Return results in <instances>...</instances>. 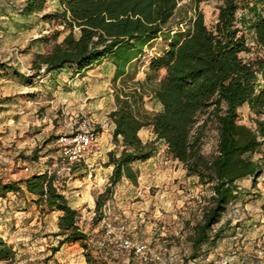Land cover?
Masks as SVG:
<instances>
[{
  "label": "rangeland",
  "instance_id": "1",
  "mask_svg": "<svg viewBox=\"0 0 264 264\" xmlns=\"http://www.w3.org/2000/svg\"><path fill=\"white\" fill-rule=\"evenodd\" d=\"M25 2L0 0V49H4L0 52V124L5 125L0 132V158H3L0 159V181H19L42 171V166H49L54 171L58 155L57 138L73 132L86 120L97 133V149L88 153L85 162L74 167L71 172L57 175L56 185L64 195L67 193L65 196L70 205L78 203L79 198L74 193L88 191L93 197L94 207L85 201L74 208L79 212V227L89 236L91 248H106L103 255L111 264H124L125 260L128 264H145L132 253L121 252L115 246L106 244L103 219L108 217L117 233L126 234L134 243L148 245L166 264H218L225 258H228L229 264H264V258L259 256L260 252H264V174L255 186L251 180L238 183L242 188L241 195L228 205L219 223L210 232L214 239L215 233L221 229L220 237L216 242L211 240L204 243L197 257L193 258L196 228L211 204L214 190L211 184H202L198 177L189 176L184 164L173 159L167 146L156 140L151 127L143 128L139 137L145 143L155 142L157 152L147 161L134 164L138 172L137 183L123 178L104 199L101 210L97 208L101 195L111 186L109 182L114 170V166L109 164V152L117 149L112 143L114 124L110 119L111 112L116 109V92L144 82L151 62L162 55L168 44L163 38L152 41L131 64L127 73L117 80H114L116 67L109 59L83 75L73 76L72 70L53 76L45 73L44 67L40 71L34 68L36 55L50 52L56 43L52 41L54 35L57 34V42L60 43L69 31L56 20L44 18L59 10L55 3L48 1L43 12L26 17L21 14ZM222 2L213 0L197 4L193 0L182 1L168 28L188 30L198 10L204 14L206 25L214 29ZM250 3L264 12V0H249ZM249 4H244V1L240 3L239 18L245 15L249 17L245 8ZM246 37L251 51L243 53L242 58L252 61L263 56L254 35L246 31ZM164 74L161 71L157 81ZM259 76L264 87V71H260ZM154 85L146 86L144 103L145 109L151 114L162 109L152 94ZM24 88L34 90H20ZM61 99L68 102L58 103ZM81 103L84 105L83 110L75 116V122L69 128L73 116L71 111L66 113V109L75 110ZM239 112L241 124L255 127L257 116L247 105L240 108ZM205 118L202 117L199 124ZM9 120L13 125L26 123L27 130L21 135V128L16 127L12 138L13 128L7 126ZM29 141H34L35 147H30ZM21 144L25 147L20 148ZM217 144L218 132L209 123L205 128L202 146L206 158L217 155ZM262 157L264 147L254 155V159L260 160ZM26 168L29 172H26ZM109 168H112L111 172H108ZM98 179L106 180L99 188L95 186ZM86 182L94 186L88 189ZM14 195L10 193L6 198L0 197V207L3 208V212H0V228H3L0 236L15 247L21 264H87L80 243L64 245L48 263L45 262L52 255L51 248L58 245L59 238L54 236L58 230H50L58 229V220L55 214L47 220L40 216L37 223L24 226L26 221H19L13 212L14 207L9 204V200H15ZM169 200L171 210L163 206ZM89 215L91 219H88ZM17 233L30 236L31 239L27 244L23 241L13 242ZM33 246L43 251H34ZM174 247L179 249L176 259L172 258L171 250ZM219 249H223L222 255L218 253ZM213 255L215 260L210 261L208 258Z\"/></svg>",
  "mask_w": 264,
  "mask_h": 264
},
{
  "label": "trees",
  "instance_id": "2",
  "mask_svg": "<svg viewBox=\"0 0 264 264\" xmlns=\"http://www.w3.org/2000/svg\"><path fill=\"white\" fill-rule=\"evenodd\" d=\"M50 0H26L21 14L29 17L44 11ZM59 10L45 15L68 30L62 42L56 41L47 54H37L34 68L56 76L73 72L83 75L105 59L116 67L114 80L123 77L131 64L152 41L163 38L167 49L150 64L144 82L116 92V109L110 119L115 125L109 152L114 166L110 187L97 202L101 210L104 199L123 178L137 183V162H145L157 152L155 142H143L139 132L151 127L157 141L167 146L173 159L186 167L189 176L202 184H211L214 196L193 239V258L200 247L214 239L210 236L228 205L242 193L239 182L251 180L254 186L264 174V157L254 155L264 147V87L259 72L264 71V55L245 61L243 53L251 48L246 31L254 35L264 53V12L249 0H223L218 20L210 29L204 14L196 10L188 30L168 28L178 5L185 0H57ZM195 3L213 0H193ZM249 17H238L240 3ZM47 40V39H45ZM0 68L1 65H0ZM165 74L158 80L159 73ZM160 103V112L151 114L145 107L146 86ZM247 105L257 116L255 127L239 121L240 108ZM202 117H206L199 124ZM263 118L262 120L259 118ZM211 123L218 132L217 155L208 159L202 153L205 128ZM119 150V154H117ZM57 175L34 174L19 181H0V197L28 193L38 207L61 212L58 220V245L51 248L48 263L64 245L80 243L87 264H111L106 248L93 249L89 236L79 227V212L70 206L56 185ZM105 246H107L105 244ZM0 264H21L15 247L0 236Z\"/></svg>",
  "mask_w": 264,
  "mask_h": 264
},
{
  "label": "built area",
  "instance_id": "3",
  "mask_svg": "<svg viewBox=\"0 0 264 264\" xmlns=\"http://www.w3.org/2000/svg\"><path fill=\"white\" fill-rule=\"evenodd\" d=\"M90 126V123L85 120L73 132L61 135L57 138L56 146L58 148V155L56 157V169L54 171H48L50 175H59L62 170L71 172L74 167L85 162V158L88 153L97 149V133L91 129ZM84 128H87L88 130L85 131ZM80 137H83V139H78ZM85 140L87 143H85ZM78 148L80 151L77 153L76 150ZM73 155L77 157L76 160L72 159ZM25 170L26 172H29L28 168ZM103 227L107 245H113L121 252L132 253L133 255L139 257L145 264H160L159 260L153 258V251L148 247V245L143 243H134L130 237L122 232L117 233V231H110V229H116L110 218L105 217L103 219ZM118 236L120 239H117ZM124 241H128L129 244L133 246L125 247ZM141 248L143 249V252L140 251Z\"/></svg>",
  "mask_w": 264,
  "mask_h": 264
},
{
  "label": "clouds",
  "instance_id": "4",
  "mask_svg": "<svg viewBox=\"0 0 264 264\" xmlns=\"http://www.w3.org/2000/svg\"><path fill=\"white\" fill-rule=\"evenodd\" d=\"M2 51H4V49H0V52H2ZM46 67H47V66L45 65L44 68H46ZM23 70H24V71H27L26 69H23ZM42 70H43V69H42ZM20 90H21V91H33L34 89L24 88V89H20ZM67 102H68V101H67V100H64V99L58 100V103H67ZM83 107H84V105H83V103H81V104H79V106H78L75 110H72L71 108L66 109V113H67L68 111H71V112H72V116H73V119L69 122V125H68L69 128H71V124L75 122V116H76L80 111L83 110ZM7 126L13 128V137H12V138H14V136H15V131H14V130H15L16 127L21 128V133H20L21 135L23 134V131H26V130H27V125H26V123H24V122H22L20 125H13V122H12L11 120H9L8 123H7ZM82 127H83V126H82ZM113 127H115V125H113ZM4 128H5V125L0 124V132H2V131L4 130ZM84 130L87 131L88 129H87V128H84ZM140 135H142V134H140ZM78 139H83V137H80V138H78ZM27 143H28V145H29L30 147H35V142H34V141H29V142H27ZM85 143H87L86 140H85ZM19 147H20V148H24L25 145L21 144ZM76 151H77V153H78V152L80 151V149L78 148ZM206 151H208V149H206ZM29 154H30V153H29ZM0 159H3V158H0ZM72 159H73V160H76L77 157H76L75 155H73V156H72ZM4 162H5V163H10V161H8V160H4ZM111 171H112V168H109V169H108V172H111ZM64 174H66V170H62V171H61V175H64ZM86 183H87V188H88V189H91V188L94 186L93 183H90V182H86ZM105 183H106V180H105V179H98V181L95 182V186L99 188L100 185H103V184H105ZM76 186H79V184H77ZM100 190L103 191L102 188H101ZM65 195H67V193H65ZM73 195L76 196V197L79 198V199H78V203H75V204L70 205L72 208H78V207L80 206V204H83L85 201H87V202L89 203V206H90V207H94V206H95L94 203H93V197H92L91 195H89V192H88V191H84L83 193H74ZM163 206H164L166 209L171 210V206H172V205H171V201L169 200V201H168L166 204H164ZM144 208H145V210H147V204H145ZM0 212H3V208H2V207H0ZM94 214H95V213H92L91 215H94ZM156 214L159 215V212H157ZM58 215H62V214H58ZM91 215L88 216V219H91ZM54 219H55V217H53V220H54ZM221 223H223V221H221ZM233 223H235V221H233ZM217 227H218V226H217ZM50 230H52V231H57L58 229L52 228V229H50ZM0 231H3V228H0ZM110 231H112V232H116L117 230H116V229H110ZM177 235H179V233H177ZM30 239H31L30 236H21L19 233H17V235H16V236L14 237V239H13V242H16V241H23L25 244H27V242H28ZM117 239H120V237L118 236ZM124 246H125V247H132L133 245L129 244L128 241H124ZM33 250H34V251H43V249H35L34 246H33ZM140 251L143 252V249L141 248ZM171 252H172V258H173V259H176V258H177V257H176V253L179 252V249H177V248L174 247V248L171 250ZM218 253L222 255V254H223V249H219V250H218ZM186 254H187V253H186ZM259 256H260L261 258H264V252H260V253H259ZM33 258H35V257H33ZM40 258L42 259L43 257H40ZM153 258L156 259V260H159V261H160V264H166V262H165L163 259H161L160 256L156 255L155 252H153ZM208 259H209L210 261H211V260H215V256H214V255H213V256H209ZM25 264H26V262H25ZM124 264H128V261L125 260V261H124ZM181 264H182V262H181ZM218 264H229L228 258H225V259L219 261Z\"/></svg>",
  "mask_w": 264,
  "mask_h": 264
},
{
  "label": "crops",
  "instance_id": "5",
  "mask_svg": "<svg viewBox=\"0 0 264 264\" xmlns=\"http://www.w3.org/2000/svg\"><path fill=\"white\" fill-rule=\"evenodd\" d=\"M50 1L55 3L59 7L57 0H50ZM114 128L115 127H113V130ZM55 165H56V160H55ZM40 169H42V171H38L36 174H43L45 172L51 171L49 166H42ZM14 198H15L14 201L9 200V204L14 207L13 212L17 215L16 217L18 218V220L21 221L22 223L26 221L24 226L29 225V224H34V222L37 223L38 218L40 216L44 217V220L51 218L53 214H55L57 220H59V218L62 216V215H58V214H62L61 212L49 211L47 209H43L42 207H38L34 202L35 197L28 193L15 194ZM58 231H59V228H58ZM56 238H59V237H56Z\"/></svg>",
  "mask_w": 264,
  "mask_h": 264
}]
</instances>
